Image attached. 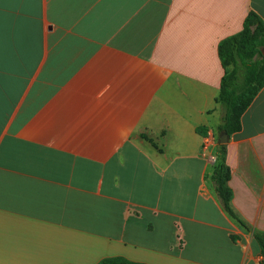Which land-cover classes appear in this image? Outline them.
<instances>
[{"label": "crops", "instance_id": "0c3cea01", "mask_svg": "<svg viewBox=\"0 0 264 264\" xmlns=\"http://www.w3.org/2000/svg\"><path fill=\"white\" fill-rule=\"evenodd\" d=\"M264 0H0V264H262L264 88L219 163V45ZM198 128L206 129L200 135Z\"/></svg>", "mask_w": 264, "mask_h": 264}, {"label": "trees", "instance_id": "16d2710c", "mask_svg": "<svg viewBox=\"0 0 264 264\" xmlns=\"http://www.w3.org/2000/svg\"><path fill=\"white\" fill-rule=\"evenodd\" d=\"M219 57L225 70L220 94L216 99V103L224 110L223 124L219 127V132H227L231 137L241 130L243 115L264 88V22L256 14H251L240 33L220 43ZM198 133L205 136L206 129L198 128ZM226 155L227 145H221L219 163L212 182L225 211L238 220L231 207V171L226 163ZM254 238L264 258V234H255ZM100 264L137 263L123 258H110Z\"/></svg>", "mask_w": 264, "mask_h": 264}, {"label": "water", "instance_id": "95a60500", "mask_svg": "<svg viewBox=\"0 0 264 264\" xmlns=\"http://www.w3.org/2000/svg\"><path fill=\"white\" fill-rule=\"evenodd\" d=\"M229 135L227 134V132H222L220 137H219V143L221 145H226L229 141Z\"/></svg>", "mask_w": 264, "mask_h": 264}]
</instances>
